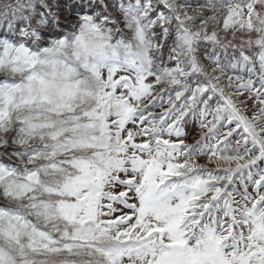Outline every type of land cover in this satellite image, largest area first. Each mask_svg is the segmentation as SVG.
Returning <instances> with one entry per match:
<instances>
[{
  "label": "snow or ice",
  "instance_id": "snow-or-ice-1",
  "mask_svg": "<svg viewBox=\"0 0 264 264\" xmlns=\"http://www.w3.org/2000/svg\"><path fill=\"white\" fill-rule=\"evenodd\" d=\"M0 264H264V0H0Z\"/></svg>",
  "mask_w": 264,
  "mask_h": 264
}]
</instances>
